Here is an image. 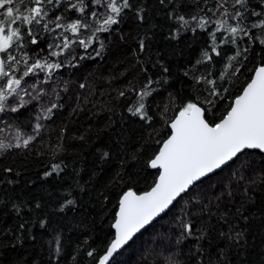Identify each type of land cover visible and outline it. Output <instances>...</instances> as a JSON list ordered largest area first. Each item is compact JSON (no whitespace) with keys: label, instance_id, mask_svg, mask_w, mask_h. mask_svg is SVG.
I'll return each mask as SVG.
<instances>
[{"label":"trees","instance_id":"obj_1","mask_svg":"<svg viewBox=\"0 0 264 264\" xmlns=\"http://www.w3.org/2000/svg\"><path fill=\"white\" fill-rule=\"evenodd\" d=\"M217 2L223 0H165L163 5L159 0H131L133 8L126 10L120 22L109 33L98 34L105 45L100 56L93 51L100 47L94 38L87 51L76 45L71 54L65 50L60 57H49L51 34L40 27L33 29L39 47L29 45V54L63 61L65 66L54 72L48 84L40 85L48 93L41 104L45 108L51 103L59 105L50 118L37 120L36 102L22 109L18 118L11 113L4 117L6 125H13L7 136L0 135L5 143L15 144L12 137L17 124L23 138L35 135V123L43 127L27 147L0 152V264H93L87 253L96 249L103 254L113 238L111 225L121 195L129 190L141 194L153 186L158 171L149 168L148 162L170 133L166 121L189 99L208 110L209 120L218 122L226 115L227 105L249 82L252 70L264 62V45L258 39L249 40L253 32L259 35V29L242 36L239 48L243 55L237 57L239 63L233 62L240 71L224 81L218 77L235 46L218 40V50H226L225 58L210 53L220 62L197 64L203 59L202 51L212 46L209 33L216 22L227 19L224 9L215 14L207 11L215 10ZM256 4L264 7L261 0H251L249 11L254 8L259 13ZM232 5L233 0H227L229 13ZM65 9L66 5L49 14L63 13L64 22L80 15ZM178 14L189 20L186 29L175 21ZM194 15L210 22L200 29L192 20ZM236 22L228 19L233 26ZM87 35L90 32L82 30L80 38ZM222 38L227 39V34ZM88 55L92 58L80 59ZM162 66L169 72L164 73ZM201 76L222 84L217 90L226 98L210 96L203 82L196 83ZM39 77L43 80L44 74ZM149 78L154 81L150 88L156 91L143 101L151 117L146 121L128 109L138 106L136 93ZM206 101H213L215 107ZM53 165L60 170L54 172ZM66 198L73 204L62 209ZM181 220L191 222L193 236L177 243ZM230 228L243 233V238L230 240ZM166 257L178 264H264L263 153L245 151L195 184L110 264H166Z\"/></svg>","mask_w":264,"mask_h":264},{"label":"snow or ice","instance_id":"obj_2","mask_svg":"<svg viewBox=\"0 0 264 264\" xmlns=\"http://www.w3.org/2000/svg\"><path fill=\"white\" fill-rule=\"evenodd\" d=\"M163 5L165 0H159ZM172 0H169L171 3ZM264 3V0H261ZM66 11H75L79 13L76 19L70 22H64L66 17L63 13L50 16V12L58 11L64 8ZM251 0H233L231 13L227 9V0L217 2L216 9L211 8L207 11L218 12L224 9L222 13L227 19L216 22V28L209 33L212 46L210 49L202 51V60L198 59L197 64L203 62H215L213 55L225 58L226 50H218L219 44H231L235 46V52L227 56V63L220 71L218 79L224 81L227 77L239 72L233 62L239 63L237 57L243 55L239 48L242 36H249L253 29H259V35L255 32L249 37L250 42L259 40L264 45V7L256 4L260 12H256L251 7ZM133 4L131 0H0V113L17 114V118L23 113L21 110H28L29 106L36 102L37 120L41 118L48 119L52 115V110L59 107L56 103L44 107L41 104L43 97L47 95V90L41 87V84H48L56 70L64 67V62L59 60H50L40 58L38 55L33 58L27 51L29 45L39 47L37 36L33 29L40 27L45 32L51 34L53 42L48 44L49 57H60L69 50V54L74 50L72 46L88 50L94 43V38L100 41V47L93 49L96 56H100L104 50V43L100 40V33H109L113 25H117L123 18L126 10H131ZM143 9L138 10L137 15ZM204 11V9H201ZM247 13V15H245ZM250 17H255L250 20ZM141 19L143 17H140ZM181 29H186L189 20L184 15L174 17ZM228 19L236 20L233 26L228 23ZM192 20L197 21V27L204 29L210 22L204 16H192ZM248 21V23H245ZM56 29H62L57 33ZM223 29V32H221ZM82 30L90 32L84 38H80ZM220 33V36L217 35ZM227 39H223L224 34ZM71 34V35H69ZM75 36L77 39H72ZM174 38V37H173ZM59 39V42H57ZM219 40V44L217 41ZM143 50L144 44H140ZM252 49H246L251 51ZM19 53V55L15 54ZM91 59L92 56H81L80 59ZM23 65V67H21ZM70 66H75L69 61ZM163 67V72L168 73L169 69ZM254 74L249 82L243 88L241 94L227 105L226 115H223L218 122L207 118V109L198 106L191 99L183 104L177 115L167 126L171 129L167 139L161 142L159 150L150 159L148 166L158 170V176L150 190L142 194H136L129 190L125 192L119 200V211L116 213L115 222L111 227L115 230L114 237L108 242L103 250V254L96 249L88 251L87 255L92 257L93 264H110V258L122 246L127 244L136 233L144 229L146 225L169 206L189 191L190 186L201 178L213 173L221 166L227 165L229 161L238 158L247 149H259L264 152V62L252 70ZM44 74L41 80L39 74ZM185 72V75H188ZM213 75V73H209ZM29 80L34 82L29 83ZM203 82L207 86L208 94L212 97H219L221 100L226 97L221 96L217 90L218 85L215 79H208L201 76L196 80L199 84ZM154 81L149 78L143 88L137 92L138 100L133 108L129 106V112L133 116H139L141 120L149 121L151 117L147 114L146 105L143 102L145 97L152 95L156 89L150 88ZM85 85L81 84L83 88ZM135 91V88H133ZM225 88L224 92L227 93ZM121 96L125 93L121 92ZM199 99V98H198ZM213 108V101H206ZM167 108H165V112ZM42 114V116L40 115ZM215 115V112L212 113ZM5 127L13 128V125ZM43 125L39 122L33 125L35 135H28L23 138L20 126L15 125L14 136L15 144L11 141L5 143L0 140V152L11 149L12 147H27L36 135H39ZM0 127V132H4ZM108 153H104L107 156ZM54 172L60 170L59 165H53ZM46 173L45 175H50ZM73 204V200L66 198V204H62L63 209ZM37 207L40 205L37 204ZM43 226V224L41 225ZM23 227V225H21ZM179 227L182 229L177 243L193 236L192 224L190 221H180ZM230 240L239 241L243 238V233L234 232L230 228L228 233ZM199 239V237H197ZM55 242L60 243L59 236L55 237ZM59 253L61 249L58 247ZM166 264H178L171 257L165 258Z\"/></svg>","mask_w":264,"mask_h":264},{"label":"water","instance_id":"obj_3","mask_svg":"<svg viewBox=\"0 0 264 264\" xmlns=\"http://www.w3.org/2000/svg\"><path fill=\"white\" fill-rule=\"evenodd\" d=\"M254 74V72L252 73V75ZM246 86V85H245ZM244 86V87H245ZM242 91H243V89H242ZM242 91H241V93H242ZM240 93V94H241ZM175 118V117H174ZM173 118V119H174ZM169 132L171 133V129L169 128ZM170 133H169V135H170ZM167 139V138H166ZM161 146V145H160ZM159 150V149H158ZM245 151H258V152H260V153H263L264 154V152H261L259 149H247V150H245ZM244 151V152H245ZM240 154H238V156H239ZM236 158H234L232 161H229L228 163H227V165H224V166H221V168L220 169H216L213 173H209L206 177H203V178H201V180L200 181H202V180H204V179H206V178H208L209 176H211V175H213V174H215L216 172H218V171H220V170H222L223 168H225L226 166H228L231 162H233L234 160H235ZM149 163V162H148ZM149 168H151V167H149ZM152 169V168H151ZM153 170H157V169H153ZM158 171V170H157ZM157 176H158V174H157ZM157 176H156V178H157ZM200 181H197V182H195L194 183V185L195 184H197L198 182H200ZM193 185V186H194ZM193 186H190V188H192ZM150 190V189H149ZM142 194V193H141ZM123 195V194H122ZM121 195V196H122ZM139 195V194H138ZM183 195V194H182ZM179 198V197H178ZM178 198H177V200H178ZM119 200H120V198H119ZM119 200H118V205H117V209H116V212H115V216H114V221H113V223L115 222V217H116V213L119 211ZM176 200V201H177ZM176 201H174L173 202V204L176 202ZM172 204V205H173ZM172 205H170L169 206V209L172 207ZM169 209H167V210H165V212L164 213H161L159 216H157V217H155L154 219H153V221L152 222H150V224L149 225H151L154 221H156L157 219H159L163 214H165ZM112 223V224H113ZM149 225H146L145 226V228L144 229H146ZM144 229H141L140 230V232H138V233H136L135 235H134V237L127 243V244H125L124 246H122L120 249H118L117 250V252L116 253H114L113 254V257L112 258H110V260H112L118 253H120L122 250H124V248L126 247V246H128V244L138 235V234H140ZM112 230H113V237H114V232H115V230L112 228Z\"/></svg>","mask_w":264,"mask_h":264},{"label":"rangeland","instance_id":"obj_4","mask_svg":"<svg viewBox=\"0 0 264 264\" xmlns=\"http://www.w3.org/2000/svg\"><path fill=\"white\" fill-rule=\"evenodd\" d=\"M4 117H5V114L0 113V127L5 129L4 132H0V135L2 134V136H5V135L7 136L8 135L7 130H9V129H8V127H5L7 123H6V120L4 119Z\"/></svg>","mask_w":264,"mask_h":264}]
</instances>
